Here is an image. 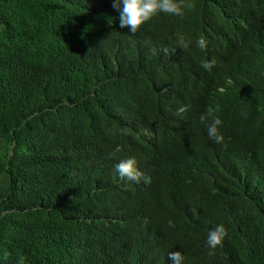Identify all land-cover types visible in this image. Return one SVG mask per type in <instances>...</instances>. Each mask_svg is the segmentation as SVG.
<instances>
[{"label":"trees","instance_id":"1","mask_svg":"<svg viewBox=\"0 0 264 264\" xmlns=\"http://www.w3.org/2000/svg\"><path fill=\"white\" fill-rule=\"evenodd\" d=\"M192 2L0 0V264H264V0Z\"/></svg>","mask_w":264,"mask_h":264},{"label":"clouds","instance_id":"2","mask_svg":"<svg viewBox=\"0 0 264 264\" xmlns=\"http://www.w3.org/2000/svg\"><path fill=\"white\" fill-rule=\"evenodd\" d=\"M194 6L192 0H113V7L119 11V21L121 28H128L129 32L135 34L142 26L150 22L155 16L160 13H166L174 16H183L186 9H191ZM190 41L183 39L179 40L181 48H188ZM197 46L200 49L208 47V41L205 37L201 36L197 41ZM206 68H211V64H205ZM187 106H181L178 113H185ZM206 115H201L200 120L205 121ZM223 120L220 117H215L213 121L208 124V136L218 144L225 141V136L221 131ZM116 152L121 151L120 146L115 149ZM116 171L121 179L129 181H137V185H143V178L149 181L150 178L140 170L138 160L135 156H129L121 159L116 164ZM227 230L223 224L217 225L212 229L207 236V246L211 250H215L218 246H222L224 237L227 236ZM172 264H183V256L181 252L176 251L170 253Z\"/></svg>","mask_w":264,"mask_h":264}]
</instances>
